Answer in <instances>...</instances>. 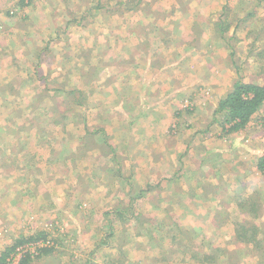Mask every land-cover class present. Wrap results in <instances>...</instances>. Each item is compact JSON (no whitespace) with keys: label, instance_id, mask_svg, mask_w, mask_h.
I'll use <instances>...</instances> for the list:
<instances>
[{"label":"rangeland","instance_id":"374dc122","mask_svg":"<svg viewBox=\"0 0 264 264\" xmlns=\"http://www.w3.org/2000/svg\"><path fill=\"white\" fill-rule=\"evenodd\" d=\"M120 1L126 0H0V164L6 161L0 165V253L40 231L55 240L39 258L34 246L17 247L5 264H19L28 248L35 259L26 264H164V251L171 255L165 264H186V233L197 250L218 254L215 264H264V252L233 242L235 223L249 226L245 220L254 219L235 194L254 193L261 199L256 206H264V104L238 131L224 133L216 120L235 82L264 84V0H142L133 12L123 11ZM224 21L231 22L226 32ZM117 26L123 35L127 26L153 34L161 26L172 44L160 41L156 50H147L151 39L149 46L131 44L137 66L115 78L112 57L132 58L120 51ZM38 47L48 49L36 56ZM102 55L109 62L91 68ZM14 58L20 73L38 76L17 82L9 67ZM39 85L82 91L81 105L60 122L66 130L79 128L71 138L61 140L65 127H49H57L53 121L72 96L53 97L45 88L42 94ZM35 101L41 109L32 113ZM84 118L86 131L101 130L71 151ZM33 130L45 136L40 144ZM164 175L171 181L163 183ZM128 207L147 220L131 221ZM168 216L183 227L173 237L166 234Z\"/></svg>","mask_w":264,"mask_h":264},{"label":"trees","instance_id":"16d2710c","mask_svg":"<svg viewBox=\"0 0 264 264\" xmlns=\"http://www.w3.org/2000/svg\"><path fill=\"white\" fill-rule=\"evenodd\" d=\"M20 5H27L30 0H18ZM121 4L122 1H120ZM142 3V0H126L124 1V8L123 11L125 12H133L138 10V8L140 7V4ZM99 9H104L106 10V7L104 6H98ZM255 12V11H253ZM253 12L249 13L248 15H252ZM88 13V12H86ZM14 14L13 11L9 12L8 11V15ZM248 17V16H247ZM82 19V16H81ZM80 18H76L75 22L76 25H80L81 27H84L85 24H82L80 21H82ZM226 27L222 30V31H228V27L231 26V22H226ZM242 22V20H239L238 23L236 24V26H239V23ZM219 25V24H218ZM114 28V27H113ZM120 34L119 35H114L117 36V38L115 39H120L122 40V44L120 43V51L123 50V54H126L124 52V50L126 52H130V50L132 49L131 44L133 43H137V44H147L149 46V40L151 39L153 42V45H150L149 48H147V50H156L158 49V45L160 43V41L162 43H164L166 46L171 45L172 43L170 41H166L165 39H163V36L161 35V31L160 29L162 28L161 26H157L156 29L158 30L155 34H153L154 30H146V27L143 28V33H141L140 31H136V29H134L133 27H125L126 29H128L127 34H122V31H120L119 27L117 26ZM140 29V27H138ZM111 30H109L110 32ZM152 34H151V33ZM123 35V36H122ZM128 35H131L130 37H128ZM152 35V37H150ZM51 37V35H50ZM110 37V36H109ZM125 37L130 38L131 39V43H129L128 41L126 42ZM55 39L53 37H51V41H54ZM135 41V42H134ZM141 41V42H140ZM49 43V42H48ZM46 42V44H48ZM49 45V44H48ZM41 48V49H40ZM48 48H43V47H38V49L35 50V54L40 55V53L44 50H46ZM132 55L131 57H127V56H122L121 52L119 54V52H117L115 57H112V60L116 59V67L119 69L118 73L115 74V78H118L120 72H128V69H130V71H132L136 66H137V59L139 58H135L136 57V53H132L130 52ZM151 53V52H150ZM152 55V54H151ZM135 56V57H134ZM39 57V56H38ZM109 58V57H108ZM108 58L105 59V57L102 55L99 57L100 61L99 63L93 64L91 65V68H95L96 66L100 65L102 62L107 63L109 62ZM114 58V59H113ZM111 59V58H110ZM10 66L9 67H13L12 65H14V67L12 68V70L14 71V77L17 78V82L21 83H27L28 80H31L36 78V74H26L24 75L22 72L20 73V71H18V60L17 58L14 59H10L9 62ZM12 63V64H11ZM129 63V64H127ZM123 66V67H122ZM106 65V69H107ZM126 73H123V76ZM13 77V78H14ZM41 79V78H40ZM39 79V80H40ZM39 80H37V83H39ZM27 81V82H24ZM34 81V80H33ZM9 87H13L14 83L12 84H8ZM33 88V87H32ZM44 88L49 91H52L55 93V95L53 97L56 96L57 93L63 94L64 98H68L69 96H72V100H70L71 102H68L65 106V108L63 109V112H60V118H57L56 120H54V125L57 126L55 128L53 127H49V129L58 131V129L61 127H65V123L61 124L60 122L65 121L67 119V115L70 114V112L73 114L74 113V108H76V106L81 105L82 103V96L83 93L80 90H70V91H64L62 88L59 90L60 92H56L58 91L57 88H50V87H45V86H40L39 85V89L40 91H42L41 93L44 94ZM34 89V88H33ZM18 89H12L11 93H16ZM32 90V89H31ZM38 90V89H37ZM37 90L35 91V93L37 94ZM4 92V91H2ZM34 92V90H33ZM35 94V95H36ZM55 100V99H54ZM39 101H35V105L34 106H29L30 110H33L32 113L34 112H40L39 110L41 109L40 105H37ZM54 102V101H53ZM264 104V84H259V83H253V82H235V84L233 85V88L231 91H229L225 97L223 99L220 100L216 113L220 115V119H216L218 121V123L221 124L222 126V130L224 131V133H229L232 131H238L239 129H241L242 127H244L247 122L250 120V118L263 106ZM27 109V107H26ZM52 110H55V106L49 108ZM46 109L44 110V112H42V114L44 115V118L46 117V119H50L52 117V111ZM46 115V116H45ZM41 116V113L39 114V117ZM81 124V129H83V133L79 132L77 133V138L73 140V142L75 143V145H73L71 147V151H74V148L77 150L78 147L77 145L80 144L82 141L87 143V139L91 140V137L96 136L95 134L97 133L96 130H101V128H95L96 130H92V131H86V125H85V118L83 120V122H80ZM227 124V125H226ZM4 125L0 126V129L3 127ZM65 130H61V140L62 139H67V137L74 136V134L76 133L75 130H79L78 129H73V130H66V127L64 128ZM34 131V130H33ZM71 131V132H70ZM35 136H37L35 138V145L37 143L40 144L41 140L45 138L44 135L38 136L36 130L33 132ZM48 135H50L48 133ZM90 137V138H88ZM100 139V144L101 146L104 145V138H99L97 136V140L99 142ZM48 140V139H47ZM102 141V142H101ZM12 150V148H10ZM23 149V147H21L18 150ZM24 150V149H23ZM17 151V147L15 148V150H13L12 152ZM113 151V150H111ZM75 152V151H74ZM73 152V153H74ZM113 155L116 157L115 152L113 151ZM9 157V156H8ZM8 159V158H7ZM5 159L1 162L0 165H3L5 163ZM10 169V168H9ZM8 169V171H9ZM259 171L263 173L264 175V153L263 155H261L260 157V161H259ZM179 172V170H178ZM24 176H22L23 178ZM168 178V179H167ZM171 178L168 177L167 175H164V177L162 178L163 183H167L170 182ZM161 185V182H158L157 184H154L153 187H159ZM152 187V186H151ZM4 192L7 193L8 192V188L6 187L4 189ZM22 193V192H21ZM239 193H242V191H239ZM146 195V191L145 189L143 190L142 196ZM235 198L237 200V204L238 207L241 208H246V206L248 207V211L252 212V217L254 218L253 220H245L244 223H248L249 226H245L243 223H239L236 222L235 223V233L233 234V242H243V243H251L252 246L254 248H257L259 251L264 252V247H263V240H264V206L262 205V203L259 204L258 202V206L257 202L254 200H261L259 196H255L254 193L253 194H249L248 197L246 198H242L241 196H239V194H235ZM160 200H158V204L156 206H154L156 209L162 208V205L159 202ZM169 204H167L168 206ZM260 206V207H259ZM259 207V208H257ZM166 208V207H165ZM120 208H117L118 212L117 214H122V212H119ZM129 210V214L131 215V221L133 220H137L138 222H142L144 220H147L145 218L142 217L141 213H135L134 208H127L125 209V211ZM161 211H164V209H161ZM167 213V211H165ZM163 215V214H162ZM168 214H166L165 216H167ZM122 216V215H121ZM171 216H168L167 221H169L171 224L168 225L166 227V234L171 235L172 237L176 235L177 231H182L183 227L179 226V224H177V220L176 221H172L171 222ZM129 220V219H128ZM136 229H139V226L136 227ZM185 230V229H184ZM148 230H145V232H140L138 233V236L140 235H146L148 232ZM187 232H189L188 230H185ZM175 232V233H174ZM45 233V234H44ZM46 234L50 235L49 232H38L34 235H31L29 237L26 238H20V239H15L12 241V244L10 246H7V248H5L1 253H0V264H5L6 263V258L11 255V254H16L17 253V247H26V245H30V246H34L35 251H36V255L35 258H39V256L41 255H47L49 254L52 249H53V244L55 243V240L51 239V238H47ZM187 236H190V238H188L187 243H181L182 248V259H188V263L186 264H215L218 260V254H210L206 251H201V246H198L200 248V250L196 249V245H194L193 243H190V239H191V235H188V233H186ZM52 237V236H51ZM193 240V239H191ZM157 241V240H156ZM159 242V240H158ZM206 243V246H211V244L207 241H203ZM208 243V244H207ZM22 247V248H23ZM153 247V246H150ZM263 247V248H262ZM28 248V247H27ZM29 249V248H28ZM28 249H26V251L23 252L22 257L19 259V264H26L28 261L31 260V258H34V253H30L28 251ZM217 251V250H215ZM170 255L168 252L164 251V255H165V263L166 261H169V257L168 255ZM264 254V253H263ZM34 258V259H35ZM164 257H160L157 258V260H163ZM9 260V259H8ZM164 263V264H165Z\"/></svg>","mask_w":264,"mask_h":264},{"label":"crops","instance_id":"0c3cea01","mask_svg":"<svg viewBox=\"0 0 264 264\" xmlns=\"http://www.w3.org/2000/svg\"><path fill=\"white\" fill-rule=\"evenodd\" d=\"M199 150H202V151H204V150H206L205 149V147H202V148H200ZM181 154H184V153H181ZM201 161V163H202V160H200ZM198 165H199V167L201 166L200 164H199V162H197V167H198ZM184 170H183V168L180 170V172L182 173ZM243 181H245V180H243ZM247 182V181H246ZM246 182L245 183H242V185H240L241 187L240 188H238L239 190H245L246 189ZM243 192V191H242Z\"/></svg>","mask_w":264,"mask_h":264}]
</instances>
